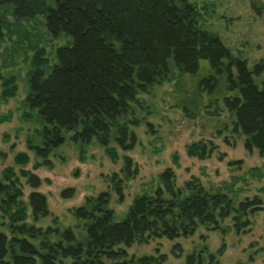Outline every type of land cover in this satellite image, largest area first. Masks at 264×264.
I'll return each instance as SVG.
<instances>
[{
  "label": "trees",
  "instance_id": "1",
  "mask_svg": "<svg viewBox=\"0 0 264 264\" xmlns=\"http://www.w3.org/2000/svg\"><path fill=\"white\" fill-rule=\"evenodd\" d=\"M3 5L12 6L15 20L40 14L52 36L73 38L72 44L56 49L54 61L43 47L36 49L27 72L24 102L40 123V143L29 140L28 147L38 156L46 159L70 140L96 142L115 161L117 150L110 144L133 147L134 128L150 112L142 96L171 79L172 68L178 72L174 104L187 118L226 115L223 125L244 136L246 149L264 156V61L249 68L201 22L195 0H0ZM249 5L264 17V0H249ZM2 84L3 97L15 94L14 76ZM214 149L211 140H199L187 145V154L203 159ZM28 160L26 152L15 155L17 164ZM19 176L32 187L40 184L30 170L20 169L17 175L11 166L4 169L0 218L7 221L0 219V264H160L164 255L129 256L126 247L152 238L187 237L200 226L238 233L251 224L261 202L253 197L235 205L196 177L177 185L167 167L160 173L161 186L135 198L123 219L115 218L109 193L102 191L69 210L74 225L63 227L54 218L52 225L42 226L35 222L49 214L46 197L31 191L27 202L22 200ZM116 190H121L119 183ZM72 193L68 188L62 196ZM225 219L230 223L223 225ZM204 250L188 254L185 264H218Z\"/></svg>",
  "mask_w": 264,
  "mask_h": 264
},
{
  "label": "rangeland",
  "instance_id": "2",
  "mask_svg": "<svg viewBox=\"0 0 264 264\" xmlns=\"http://www.w3.org/2000/svg\"><path fill=\"white\" fill-rule=\"evenodd\" d=\"M195 2L201 22L210 26L235 55L245 59L249 68L254 62L264 61V17L251 11L249 0ZM11 11V5L0 6V177L8 166L17 175L20 169H27L39 177V186L32 187L26 178L19 176L22 200L27 202L31 191H39L46 197L49 214L35 224L52 225L57 218L61 226H72L75 219L69 210L102 191L109 193L108 205L115 218L123 219L135 198L153 193L161 186L160 173L169 167L177 185L196 177L206 189L227 194L235 205L253 197L261 202L250 216L251 224L238 233L200 226L187 237H160L133 243L126 247L128 255H164L160 264H185L188 254L205 248L204 254H214L213 260L218 264H264V156L255 148L246 149L244 136L232 133L231 125H223L226 115L187 118L174 104V83L178 77L174 68L171 79L160 81L150 94L142 96L150 112L134 128L133 147L124 150L110 144L117 150L115 161L96 142L80 145L67 140L46 159L30 149L29 140L40 143L36 136L39 120L24 102L32 56L43 47L49 60L54 61L56 49L72 44L73 38L63 33L52 36L43 15L15 20ZM10 76L15 77L17 89L13 96L3 97L2 83ZM217 121L218 125L213 124ZM199 140H211L215 145L213 152L203 159L187 154V145ZM18 152L28 154L26 164L15 162ZM126 158L130 159L128 166ZM116 183L121 186L120 192ZM68 188L73 189L72 195L63 197L62 191ZM0 219L7 221L4 217ZM27 221L32 222L30 215ZM228 223L230 219H225L223 225ZM2 228L7 230L5 226Z\"/></svg>",
  "mask_w": 264,
  "mask_h": 264
}]
</instances>
